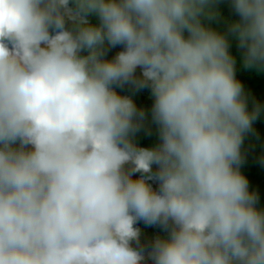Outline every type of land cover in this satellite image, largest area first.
Masks as SVG:
<instances>
[{"label":"clouds","instance_id":"clouds-1","mask_svg":"<svg viewBox=\"0 0 264 264\" xmlns=\"http://www.w3.org/2000/svg\"><path fill=\"white\" fill-rule=\"evenodd\" d=\"M0 0V264H264V0Z\"/></svg>","mask_w":264,"mask_h":264},{"label":"trees","instance_id":"trees-1","mask_svg":"<svg viewBox=\"0 0 264 264\" xmlns=\"http://www.w3.org/2000/svg\"><path fill=\"white\" fill-rule=\"evenodd\" d=\"M216 7L218 8V10H221V8L223 9L232 8L231 4L227 0H219V3L216 5ZM238 66L241 68L244 74H246V76L248 77V80L251 83H257V82L264 81V72L257 73L254 69L245 68L241 63H238ZM262 176H264V171L262 173ZM258 207L264 208V197L262 198V200L258 202Z\"/></svg>","mask_w":264,"mask_h":264}]
</instances>
